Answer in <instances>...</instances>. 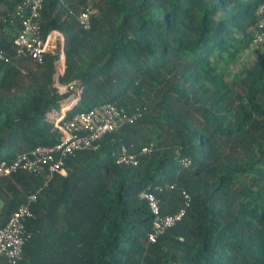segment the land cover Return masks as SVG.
I'll use <instances>...</instances> for the list:
<instances>
[{
  "label": "trees",
  "instance_id": "obj_1",
  "mask_svg": "<svg viewBox=\"0 0 264 264\" xmlns=\"http://www.w3.org/2000/svg\"><path fill=\"white\" fill-rule=\"evenodd\" d=\"M263 1L44 0L37 64L16 58V2L0 0V161L55 145L101 104L142 114L62 172L0 177V228L35 195L17 264H264V39L249 46ZM147 188L162 215L190 198L153 243Z\"/></svg>",
  "mask_w": 264,
  "mask_h": 264
},
{
  "label": "built area",
  "instance_id": "obj_2",
  "mask_svg": "<svg viewBox=\"0 0 264 264\" xmlns=\"http://www.w3.org/2000/svg\"><path fill=\"white\" fill-rule=\"evenodd\" d=\"M15 6L7 16L18 22V31L12 40L16 58L28 57L37 64H42L45 53V43L40 36V15L44 0H14ZM90 7H86L77 18L83 30L90 28ZM259 30L252 40V46L264 39V5L258 9ZM72 88V87H70ZM141 110L136 108L127 113L116 108L111 103H105L91 108L88 111L78 112L63 122L60 127L62 137L53 146H38L27 153L15 156L12 161H0V177L9 176L18 171L48 177L53 173L62 172L66 158L83 150L96 149L98 142L105 135L115 132L124 126L131 125L141 117ZM153 149V144H148L140 149L138 155L130 153L121 147L116 159L117 164L137 166L139 155H146ZM190 161H181L187 167ZM183 205L173 214L162 215L160 202L150 191L143 190L139 198L144 200L151 215V232L148 241L153 243L167 229L179 222L189 208L190 198L182 193ZM35 195L27 199L10 214L6 224L0 228V259L6 264H17L22 259L23 246L29 240L30 234L26 232L25 222L32 218L31 204Z\"/></svg>",
  "mask_w": 264,
  "mask_h": 264
},
{
  "label": "clouds",
  "instance_id": "obj_3",
  "mask_svg": "<svg viewBox=\"0 0 264 264\" xmlns=\"http://www.w3.org/2000/svg\"><path fill=\"white\" fill-rule=\"evenodd\" d=\"M261 5H264V1L262 2V3H260L259 4V6H258V8H257V14H258V9H259V7L261 6ZM258 20H259V16H258ZM257 24H258V21L256 22V24H255V27L257 28ZM258 29V28H257ZM256 34H258V33H256ZM255 34V35H256ZM252 40L253 39H251V41H250V44H249V46L251 47V44H252ZM254 46H252L251 48H253Z\"/></svg>",
  "mask_w": 264,
  "mask_h": 264
},
{
  "label": "water",
  "instance_id": "obj_4",
  "mask_svg": "<svg viewBox=\"0 0 264 264\" xmlns=\"http://www.w3.org/2000/svg\"><path fill=\"white\" fill-rule=\"evenodd\" d=\"M62 65H63V68H62V71H63V69H64V56H63V59H62ZM79 91H80V89H79Z\"/></svg>",
  "mask_w": 264,
  "mask_h": 264
},
{
  "label": "rangeland",
  "instance_id": "obj_5",
  "mask_svg": "<svg viewBox=\"0 0 264 264\" xmlns=\"http://www.w3.org/2000/svg\"><path fill=\"white\" fill-rule=\"evenodd\" d=\"M246 59H247V58H245V57L243 58V60H245V61H246ZM238 68H239V67H238Z\"/></svg>",
  "mask_w": 264,
  "mask_h": 264
},
{
  "label": "crops",
  "instance_id": "obj_6",
  "mask_svg": "<svg viewBox=\"0 0 264 264\" xmlns=\"http://www.w3.org/2000/svg\"><path fill=\"white\" fill-rule=\"evenodd\" d=\"M50 41H53V40H51V38H50ZM54 42V41H53ZM53 44V43H52ZM52 47V46H51ZM75 92V91H74Z\"/></svg>",
  "mask_w": 264,
  "mask_h": 264
}]
</instances>
